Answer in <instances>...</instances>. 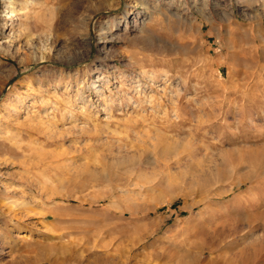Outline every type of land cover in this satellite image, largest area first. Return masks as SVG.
Returning <instances> with one entry per match:
<instances>
[{
	"label": "rangeland",
	"instance_id": "obj_1",
	"mask_svg": "<svg viewBox=\"0 0 264 264\" xmlns=\"http://www.w3.org/2000/svg\"><path fill=\"white\" fill-rule=\"evenodd\" d=\"M259 146L264 0H0V264H264L186 197Z\"/></svg>",
	"mask_w": 264,
	"mask_h": 264
},
{
	"label": "bare ground",
	"instance_id": "obj_2",
	"mask_svg": "<svg viewBox=\"0 0 264 264\" xmlns=\"http://www.w3.org/2000/svg\"><path fill=\"white\" fill-rule=\"evenodd\" d=\"M230 142L235 144L237 140L231 137ZM224 155L225 158L222 159L221 164L214 163L206 167V169H202L196 175V178L191 175L192 179H189V182L192 183V187L191 191L186 195V197H192L197 194L200 197L191 209L196 206L202 207L198 212L199 218L196 219L198 224L201 225L202 231L200 235L207 238V251L211 253L219 251L221 244L226 242L225 239L234 237L235 234L244 230L246 225L249 228H254L256 223H262L261 229L264 230V173L262 172L264 167V146H259L255 149L247 148L241 151L230 150L225 152ZM199 166L201 165L199 164ZM244 169L250 170L243 173L240 172ZM236 171L241 174L238 173L239 176L236 180L231 181L228 189L223 190L221 193L214 191L213 188L217 184L230 181L232 173ZM196 172L194 173L196 174ZM246 185L248 186L246 191H257L253 198L249 199L242 195L236 196L223 209H210V202L214 198L226 196L234 188L243 189ZM192 218L195 219V217ZM232 248L235 249V247Z\"/></svg>",
	"mask_w": 264,
	"mask_h": 264
}]
</instances>
